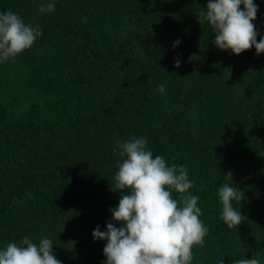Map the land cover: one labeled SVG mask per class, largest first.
Returning a JSON list of instances; mask_svg holds the SVG:
<instances>
[{
    "label": "trees",
    "instance_id": "16d2710c",
    "mask_svg": "<svg viewBox=\"0 0 264 264\" xmlns=\"http://www.w3.org/2000/svg\"><path fill=\"white\" fill-rule=\"evenodd\" d=\"M207 2L0 0V12L42 30L0 62V248L48 238L61 264H104L106 240L92 232L121 226L118 145L143 137L193 181L208 233L192 264L255 253L264 264V53L217 48L198 21ZM253 3L259 42L264 0ZM224 183L243 191L237 228L220 219Z\"/></svg>",
    "mask_w": 264,
    "mask_h": 264
},
{
    "label": "clouds",
    "instance_id": "9594fccd",
    "mask_svg": "<svg viewBox=\"0 0 264 264\" xmlns=\"http://www.w3.org/2000/svg\"><path fill=\"white\" fill-rule=\"evenodd\" d=\"M243 5V9H241ZM54 3L41 5V13L52 12ZM257 5L253 0H208L206 11L200 13L199 23L205 21L215 33L214 45L234 54L255 47L264 53V37L257 42V32L252 21L256 19ZM42 35L40 27L25 24L12 12H0V62L14 59L32 47ZM179 44L177 40L174 42ZM195 54L189 60L197 59ZM180 61L175 62L178 67ZM158 91L163 94L165 86ZM118 171L112 189L122 192L118 205L111 209L112 220L106 230L99 226L92 232L94 240H106L104 264H192L193 247H203L208 233L198 207L199 197L191 195L193 181L183 165H169L161 155H153L143 137L119 143ZM226 177L231 180V173ZM173 193L178 194L174 198ZM222 204L220 219L229 229L246 219L234 207L244 198L243 191L229 183L218 189ZM0 264H61L53 254V242L41 238L34 243L25 236L19 243L9 242L0 248ZM220 264L223 261L220 260ZM234 264H261L259 253L252 258H241Z\"/></svg>",
    "mask_w": 264,
    "mask_h": 264
}]
</instances>
